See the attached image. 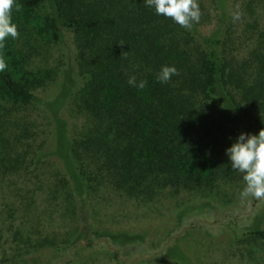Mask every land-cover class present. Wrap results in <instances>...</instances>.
Returning a JSON list of instances; mask_svg holds the SVG:
<instances>
[{
	"label": "trees",
	"instance_id": "obj_1",
	"mask_svg": "<svg viewBox=\"0 0 264 264\" xmlns=\"http://www.w3.org/2000/svg\"><path fill=\"white\" fill-rule=\"evenodd\" d=\"M218 2L222 25L201 34L196 23L185 29L157 15L145 0H16L21 7L12 15L19 35L0 50L8 64L0 72V184L25 157L20 145L28 131L11 136L7 131L16 108L28 104L50 113V154L60 160L79 212L101 185L144 199L162 188H213L239 178L225 149L241 133L256 135L264 128V0H242L252 22L241 29L249 32L251 48L240 60L226 46L231 35L226 0ZM68 31L75 66H64L58 91L43 100L36 92L56 72L32 69V57L44 46L62 43ZM165 65L178 75L162 84L156 77ZM130 77L136 84L144 81V87L130 85ZM74 93L92 122L80 138L69 135L61 116ZM194 210L178 211L177 223ZM257 223L246 233L263 236ZM90 228L96 238L119 246L145 241L136 232ZM176 241L164 257L193 264Z\"/></svg>",
	"mask_w": 264,
	"mask_h": 264
},
{
	"label": "rangeland",
	"instance_id": "obj_2",
	"mask_svg": "<svg viewBox=\"0 0 264 264\" xmlns=\"http://www.w3.org/2000/svg\"><path fill=\"white\" fill-rule=\"evenodd\" d=\"M226 3V30L231 34L226 46L240 60L251 48L249 32L241 29L252 19L241 8L242 0ZM198 4L197 30L201 34L215 31L223 19L218 0H198ZM237 13L240 19L234 20ZM75 54L73 33L68 31L62 43L44 46L32 57V69L56 72L53 81L37 90L41 99L56 94L61 71L67 64L75 66ZM73 73L78 78L76 69ZM74 95L61 116L69 135L80 138L92 122L78 108ZM12 119L14 125L7 131L10 136L13 131H28L29 135L20 145L25 157L17 162L19 168L7 173L0 184V264H182L164 257L175 240L193 264H264V235L246 233L257 222L264 231V199L241 195L242 174L213 188H162L144 199L126 197L101 185L90 192L87 207L79 212L69 195L71 186L62 164L50 154V113L28 104L17 107ZM186 206L195 210L177 223L178 211ZM90 225L140 233L145 241L119 246L108 238H96ZM17 229L20 237L14 235Z\"/></svg>",
	"mask_w": 264,
	"mask_h": 264
},
{
	"label": "clouds",
	"instance_id": "obj_3",
	"mask_svg": "<svg viewBox=\"0 0 264 264\" xmlns=\"http://www.w3.org/2000/svg\"><path fill=\"white\" fill-rule=\"evenodd\" d=\"M147 7L153 8L159 16L173 20L179 26L191 30L201 16L198 0H145ZM16 0H0V50L4 49L8 38L16 39L19 35L17 25L13 22V9L20 10ZM234 20L240 15L234 14ZM8 64L0 51V72L7 69ZM173 75H178L174 66H162L157 74V80L164 84ZM128 83L144 87L145 82L136 84L135 77H130ZM231 167L242 174L244 187L241 195L254 199H264V128L258 134L241 133L230 147L225 149Z\"/></svg>",
	"mask_w": 264,
	"mask_h": 264
}]
</instances>
